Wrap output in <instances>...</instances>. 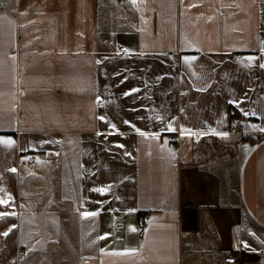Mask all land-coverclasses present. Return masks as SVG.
Here are the masks:
<instances>
[{
  "label": "crops",
  "instance_id": "1",
  "mask_svg": "<svg viewBox=\"0 0 264 264\" xmlns=\"http://www.w3.org/2000/svg\"><path fill=\"white\" fill-rule=\"evenodd\" d=\"M263 69L264 0H0V264H264Z\"/></svg>",
  "mask_w": 264,
  "mask_h": 264
},
{
  "label": "built area",
  "instance_id": "2",
  "mask_svg": "<svg viewBox=\"0 0 264 264\" xmlns=\"http://www.w3.org/2000/svg\"><path fill=\"white\" fill-rule=\"evenodd\" d=\"M232 132L235 133H242L243 127L239 122L233 123L230 129ZM172 142L177 141V137L173 136L170 138ZM34 159H31L30 161H33ZM147 227V219L143 217L140 221V228H141V236L143 235L144 230ZM223 264H257V262L251 257L245 253H227L224 255L222 259Z\"/></svg>",
  "mask_w": 264,
  "mask_h": 264
},
{
  "label": "trees",
  "instance_id": "3",
  "mask_svg": "<svg viewBox=\"0 0 264 264\" xmlns=\"http://www.w3.org/2000/svg\"><path fill=\"white\" fill-rule=\"evenodd\" d=\"M263 74H264V69H263ZM239 119H240V115L235 111H233V113H231V120L233 121V123H235V120H239Z\"/></svg>",
  "mask_w": 264,
  "mask_h": 264
},
{
  "label": "rangeland",
  "instance_id": "4",
  "mask_svg": "<svg viewBox=\"0 0 264 264\" xmlns=\"http://www.w3.org/2000/svg\"><path fill=\"white\" fill-rule=\"evenodd\" d=\"M34 161V160H33ZM61 261L63 262V260H62V258L61 257H58L57 259H52L51 261H50V263L51 264H57V263H61ZM64 262H65V260H64ZM62 264V263H61ZM63 264H65V263H63Z\"/></svg>",
  "mask_w": 264,
  "mask_h": 264
},
{
  "label": "snow or ice",
  "instance_id": "5",
  "mask_svg": "<svg viewBox=\"0 0 264 264\" xmlns=\"http://www.w3.org/2000/svg\"><path fill=\"white\" fill-rule=\"evenodd\" d=\"M101 119H103V117H101ZM185 131H188V130H185ZM140 135H144L143 132L140 133ZM10 143V142H9ZM102 191V190H101ZM6 234V233H5Z\"/></svg>",
  "mask_w": 264,
  "mask_h": 264
}]
</instances>
